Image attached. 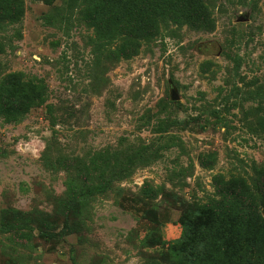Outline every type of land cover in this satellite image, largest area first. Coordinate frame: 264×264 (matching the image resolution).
<instances>
[{
	"label": "rangeland",
	"instance_id": "1",
	"mask_svg": "<svg viewBox=\"0 0 264 264\" xmlns=\"http://www.w3.org/2000/svg\"><path fill=\"white\" fill-rule=\"evenodd\" d=\"M22 2L0 24V82L22 72L47 94L0 114V220L20 225L0 264H175L216 177L252 187L264 168V0H205L212 29L162 21L128 57L78 5Z\"/></svg>",
	"mask_w": 264,
	"mask_h": 264
},
{
	"label": "trees",
	"instance_id": "2",
	"mask_svg": "<svg viewBox=\"0 0 264 264\" xmlns=\"http://www.w3.org/2000/svg\"><path fill=\"white\" fill-rule=\"evenodd\" d=\"M50 5L55 0H41ZM78 5L89 27L104 39L125 35L115 54H136L141 41L160 33L162 21L212 29L205 0H66ZM24 13L22 0H0V24L18 23ZM5 45L0 40V53ZM24 73L7 74L0 82V114L17 120L46 99V86ZM252 187L242 179L216 177L218 200L186 210L182 233L173 243L175 264H264V168ZM103 190V189H102ZM259 207H262L260 210ZM20 225L0 220V232Z\"/></svg>",
	"mask_w": 264,
	"mask_h": 264
},
{
	"label": "water",
	"instance_id": "3",
	"mask_svg": "<svg viewBox=\"0 0 264 264\" xmlns=\"http://www.w3.org/2000/svg\"><path fill=\"white\" fill-rule=\"evenodd\" d=\"M170 97H171V99H173V100H177V99H178V95H177V93L175 92L174 89H172V90L170 91Z\"/></svg>",
	"mask_w": 264,
	"mask_h": 264
}]
</instances>
